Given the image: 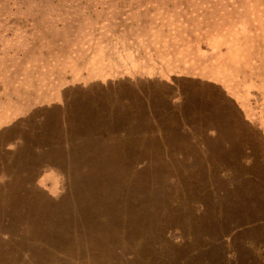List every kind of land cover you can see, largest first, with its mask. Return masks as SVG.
I'll list each match as a JSON object with an SVG mask.
<instances>
[{"label":"rangeland","instance_id":"374dc122","mask_svg":"<svg viewBox=\"0 0 264 264\" xmlns=\"http://www.w3.org/2000/svg\"><path fill=\"white\" fill-rule=\"evenodd\" d=\"M258 130L264 0H0V264L199 259Z\"/></svg>","mask_w":264,"mask_h":264},{"label":"trees","instance_id":"16d2710c","mask_svg":"<svg viewBox=\"0 0 264 264\" xmlns=\"http://www.w3.org/2000/svg\"><path fill=\"white\" fill-rule=\"evenodd\" d=\"M258 133L264 136L263 130H258ZM260 160L258 158L256 162ZM254 175L255 180L253 175L250 179L251 189L232 198L234 201L244 197L245 204L236 206L235 211L222 210L227 218L218 223L214 243L209 235L205 236L208 244L202 249L204 253L201 250L199 259L193 256L194 251L172 253L164 260H157V264H264V181L261 173ZM255 185H263V189H255ZM211 226L206 222L207 230Z\"/></svg>","mask_w":264,"mask_h":264}]
</instances>
